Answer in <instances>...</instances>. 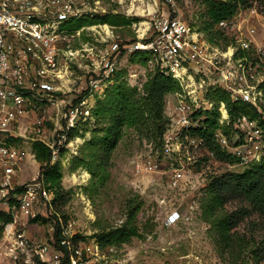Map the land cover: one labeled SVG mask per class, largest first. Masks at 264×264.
Masks as SVG:
<instances>
[{
	"label": "built area",
	"instance_id": "2783aa9c",
	"mask_svg": "<svg viewBox=\"0 0 264 264\" xmlns=\"http://www.w3.org/2000/svg\"><path fill=\"white\" fill-rule=\"evenodd\" d=\"M41 8L29 0H0V193L7 196L1 210L13 217L12 222L4 224L0 236V264H16L20 255L26 257V264H31L33 252L43 263L64 264L63 249L68 252L66 264H79L80 249L71 248L66 239L57 248L35 246L33 240L17 234L20 218L40 205L52 204L54 192L39 179L40 173L37 179L23 184L20 191L15 190L12 178L25 159L35 157L33 142L48 147L53 165L60 161L65 149L79 141L70 133L82 124L94 122L96 101L113 84L122 57L144 53L149 57L148 68L158 67L181 87L175 93L176 130L174 135L166 134L164 143L170 156V145L182 146L174 140L184 132L188 147L204 144L203 138L190 136L189 132L203 124L201 116L194 117L196 113L214 108L208 97L211 91H226L233 102L253 106L264 119V14L254 7L247 10L248 19L239 20L236 14L220 20L215 28L226 41L217 42L209 41L199 26L170 14L154 19L141 36L121 40L115 27L107 23L68 28L70 21L77 18L71 4L51 0L43 11ZM82 33H86L87 41L81 48L64 50ZM98 46L101 48L95 51ZM79 61H86L82 76H77L71 67ZM50 109L56 114L47 120L41 112ZM218 111L220 122L229 123L224 102H220ZM232 127L234 141L217 131L218 145L243 165L258 161L264 147L263 127L246 115L237 117ZM26 134L28 140L20 142L18 136L26 138ZM142 167L156 171L158 165L147 160ZM185 175L182 167L170 170L171 186L178 187ZM181 219L175 211L169 215L168 223Z\"/></svg>",
	"mask_w": 264,
	"mask_h": 264
},
{
	"label": "rangeland",
	"instance_id": "374dc122",
	"mask_svg": "<svg viewBox=\"0 0 264 264\" xmlns=\"http://www.w3.org/2000/svg\"><path fill=\"white\" fill-rule=\"evenodd\" d=\"M50 1L29 0L42 6V11ZM63 2L71 4L77 19L90 21L108 14L121 16L123 24L114 25L121 40L137 38L148 32L153 20L163 15L179 16L199 27L207 20L205 0H60ZM251 4L250 8L238 10L239 20L248 19L247 10L253 7L264 14V0H251ZM86 41L87 35L82 33L79 39L66 44L64 50L79 49ZM99 48L96 47L95 51ZM133 59V55L122 57L117 74L120 73V80L125 81L130 89L143 94V85L151 69L136 66ZM85 65L86 61H79L71 67L77 76H82L86 73ZM163 105L166 120L162 124V136L152 137L133 128H123L116 146L108 155L101 153L93 165L97 167L102 158L106 168L94 177L85 164L90 162L87 147L97 135L95 130H101L105 125L100 122L82 124L79 141L72 148L65 149L58 162L62 174L60 199L55 204L40 205L20 218L16 224L17 234H24L34 241L35 246H53L57 243V230H60L61 240L66 239L71 248L80 249L79 264H257L258 261L264 264V217L240 192L224 193L223 209H215L212 215L205 211L207 187L213 178L228 172L242 173L264 158V147L258 161L243 165L221 157L220 153L225 150L218 147L217 141L213 144L215 155L207 151L205 142L199 148L188 147L184 132L174 140L175 143L181 142L182 146L170 145L173 147L170 156L164 143L166 134L174 135L176 130L175 93L164 94ZM216 107L219 105L214 101ZM42 113L47 120L56 114L51 109ZM205 119L202 114L201 121ZM218 120L217 131L234 141L236 134L231 125L221 123L222 118ZM256 120L260 125L264 121ZM48 125L51 126L50 121ZM189 135L198 136L191 130ZM28 137L29 134L26 138L18 136L20 142H26ZM147 160L156 161V171L142 167ZM40 166L35 157L25 159L12 178L14 187L37 179ZM180 167L185 170V181L172 187L170 170ZM101 174L106 178L97 182ZM6 197L0 193V210L6 206ZM133 204L140 207L137 224L144 238H132L125 244L101 248L95 234L120 227L126 221L128 207ZM175 211L182 219L169 224L168 217ZM215 220L225 223L227 232L213 227L210 222ZM0 226H3L1 236L3 223ZM25 258L20 255L16 264H26ZM31 258V264H47L34 252ZM67 259L68 255L64 254V264Z\"/></svg>",
	"mask_w": 264,
	"mask_h": 264
},
{
	"label": "trees",
	"instance_id": "16d2710c",
	"mask_svg": "<svg viewBox=\"0 0 264 264\" xmlns=\"http://www.w3.org/2000/svg\"><path fill=\"white\" fill-rule=\"evenodd\" d=\"M206 17L207 20L199 27L201 31L205 32L209 41L217 42L219 40L226 41L222 34L216 30V24L226 18L235 16L239 9L250 8L252 6L251 0H205ZM97 23H107L112 26L123 24V19L119 15L108 14L99 17V20H84L73 18L68 24L70 29H79L86 25ZM115 27V26H114ZM135 64L147 67L149 57L144 53H136L133 55ZM115 80L109 86L103 97L98 98L92 111L93 121L100 122L105 127L101 130L96 129L91 142H89L87 151L89 152L90 162H83L89 171L94 176L97 173L106 170L104 159L101 158L99 165L94 167L97 159L101 153L108 155L110 151L116 146L121 139V131L123 128L135 129L138 132L145 133L148 136L160 137L162 136V124L165 123L166 116L163 112V95L167 93H176L181 91V87L177 81L170 76L165 75L158 67L151 70L146 82L143 85V94L136 89H130L125 81L120 80L116 73ZM212 95V96H211ZM211 101H215L218 105L224 102L229 114V125L234 120L242 115H246L251 119H260L263 121L262 114L258 113L253 106L242 103L233 102L231 96L226 91L216 90L208 94ZM204 114L203 124L194 130L195 134L203 138L206 148L209 152L213 151V144L216 143L215 133L219 128V120L221 118L218 107L211 111L198 112L194 115L195 118ZM86 124V123H85ZM264 121L261 123L263 126ZM233 128V127H232ZM79 129L70 133L71 137L79 135ZM264 129V126H263ZM101 133V136L99 134ZM218 145V144H217ZM219 147V145H218ZM33 152L36 161L40 163L39 179L43 181L44 185L54 192V199L52 204L57 203L61 196V179L59 164H50L51 153L48 147L38 141L32 143ZM220 156L224 159H232L239 162V159L230 153L223 151ZM105 175L96 180L102 182ZM23 186L16 188L20 191ZM208 196L206 204V213L212 215L215 209H223L224 198L223 194L226 192L238 191L250 203L252 208L264 217V158L252 166L245 169L242 173L228 172L226 174L214 177L207 187ZM139 206L133 204L127 209L126 221L117 228L104 230L95 234L96 241L101 248L108 246L120 245L129 242L132 238H144L140 228L137 224V214ZM13 217L0 210V223L8 224L12 222ZM215 220L210 222L213 227L220 228L227 232V225L225 223L217 222ZM3 226H0V234ZM57 243L61 242V231L57 230ZM63 249V248H62ZM65 254L67 250L63 249ZM259 262V261H258ZM257 262V264H259Z\"/></svg>",
	"mask_w": 264,
	"mask_h": 264
}]
</instances>
